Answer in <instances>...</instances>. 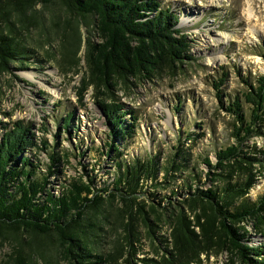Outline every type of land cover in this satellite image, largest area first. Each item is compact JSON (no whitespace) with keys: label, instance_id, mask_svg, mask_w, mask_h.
Listing matches in <instances>:
<instances>
[{"label":"rangeland","instance_id":"374dc122","mask_svg":"<svg viewBox=\"0 0 264 264\" xmlns=\"http://www.w3.org/2000/svg\"><path fill=\"white\" fill-rule=\"evenodd\" d=\"M160 2L162 7H171L179 16L178 28L190 41L187 53L194 57L193 60L184 61L177 69L165 64L159 75L148 79L120 81L110 96L117 103L125 104L127 110L135 111L139 118L136 135L129 144L123 148V142H118L120 149L127 152V161L133 157L142 161L155 157L160 183L165 169L173 161L181 167L176 172L177 178L169 184L151 186L148 181L150 186L144 188V191L155 192L165 199L164 204H154L147 195L140 197L146 210L152 204L160 208L159 214L150 216L155 234L145 226L143 218L135 214L131 221L135 238L132 234L129 241L126 240L123 226L126 221L120 215L123 204L118 201L106 206L100 215H94L98 227L87 232L90 242L96 253L114 252L115 264H146V259L157 264L161 262L164 247L172 248L175 226L170 212L165 209L177 212L180 207H185L195 233L202 234L201 228L196 227L194 214L182 203L187 195L178 194L168 200V204L164 197L185 184V179L193 173L202 177L205 184H200L201 189L211 188L206 176L210 170L203 160L208 157L215 163L216 151L237 143L233 136L234 116L222 107L214 88L218 80L223 74L227 77L221 88L225 96L223 103L236 97L245 103L243 93L247 86L243 81L248 79L254 83L264 76V0ZM35 9V18H31L22 30H16L27 53L11 64L12 69L0 72V136L4 133L3 124L17 121L31 124L40 148H35L31 156L45 175L53 150L65 156L58 173L51 178L49 188L56 194L77 177L82 171L81 164L88 170L94 167L99 171V177L109 181L115 177L117 169L110 157L103 156L107 152L109 128L97 103L98 100L109 102V96L101 94L104 89L97 90L91 85L82 102L80 97L83 78L89 73L85 43L88 38L100 42L94 31L95 18L72 16L59 4H38ZM0 26L7 29L5 23ZM179 103L181 109L177 112ZM244 112L250 113L247 104H244ZM68 113L75 114L71 136L66 132L59 134L58 130ZM41 142L50 147L45 148ZM245 145L248 146L245 151L263 160L254 163L252 174L256 182L244 197L253 203L264 194V136L251 138ZM248 174L247 170L238 172L234 180L238 177L245 180ZM38 175L42 177L41 173ZM244 198H240L239 203ZM157 217L162 219L157 222ZM239 227L248 231L256 246H264V225L258 227L256 221L249 220ZM15 248L28 263L66 264L54 238L11 231L0 236V264L13 262L11 254ZM228 261L227 251L216 252L215 249L202 254L192 264H229Z\"/></svg>","mask_w":264,"mask_h":264},{"label":"trees","instance_id":"16d2710c","mask_svg":"<svg viewBox=\"0 0 264 264\" xmlns=\"http://www.w3.org/2000/svg\"><path fill=\"white\" fill-rule=\"evenodd\" d=\"M38 4H59L72 16L95 18L94 31L100 42L88 38L85 43L89 73L83 78L80 97L82 102L91 85L97 90L104 89L101 94L109 96V102L98 100L97 103L109 128L107 152L103 156L115 162L117 171L115 177L105 181L94 167L88 170L81 164L82 171L56 194L49 188L51 178L58 173L65 156L53 150L49 154L48 173L43 174L40 164L37 166L31 156L35 148L40 149L33 126L23 121L3 124L4 133L0 136V236L11 231L52 237L59 244V254L66 264H115L116 254L96 253L88 237L87 232L98 227L96 216L118 201L123 204L120 215L126 221L123 224L126 240L129 241L132 234L135 238L131 222L135 214H139L145 226L155 234L150 216L159 214L160 208L154 204L161 206L165 199L144 190L151 184H169L177 178L176 172L181 166H176L173 161L165 169L160 183L155 157H149L147 161L133 157L128 162L127 152L120 149L118 142H123V148L129 144L136 135L139 118L135 111L127 110L125 104L117 103L110 95L120 81L148 79L159 75L165 64L177 69L184 61L193 60L194 57L187 53L190 41L178 28L177 13L171 7H162L160 0H0V24L5 23L7 27L0 26L1 73L12 69L11 64L27 53L16 30H22L31 18H35ZM226 78L223 74L214 88L222 107L234 116L233 136L237 143L216 151L215 163L208 157L203 160L210 170L206 176L211 188L201 189L200 184L205 183L200 175L193 173L185 179V184L164 197L168 204L172 198L187 195L182 203L194 214L196 227L201 228L202 234L195 233L185 207H180L177 212L165 209L175 224L173 245L172 248L164 247L165 254L159 264H192L202 254L215 249L229 253V264H264V246H256L248 231L239 227L249 220L256 221L258 227L264 225V194L253 203L244 198L256 182L252 174L254 163L263 161L245 151L248 147L245 143L258 135L264 136V76L254 83L248 79L243 81L248 87L243 93L245 103L238 97L223 103L225 96L221 88ZM244 104L250 108L249 115L244 112ZM180 109L179 103L177 112ZM74 116V113L67 114L59 126V134L72 135ZM41 143L47 149L50 147L46 142ZM246 170L249 173L247 179L238 177L234 180L238 172ZM142 195L155 202L149 210L140 199ZM240 198H244L241 203ZM157 219L159 222L162 218ZM129 245L132 247L133 244L129 242ZM11 257L13 262L6 264H32L21 257L17 248ZM144 262L157 264L152 259Z\"/></svg>","mask_w":264,"mask_h":264},{"label":"bare ground","instance_id":"6f19581e","mask_svg":"<svg viewBox=\"0 0 264 264\" xmlns=\"http://www.w3.org/2000/svg\"><path fill=\"white\" fill-rule=\"evenodd\" d=\"M249 14H250V15L252 14L251 10H249Z\"/></svg>","mask_w":264,"mask_h":264}]
</instances>
